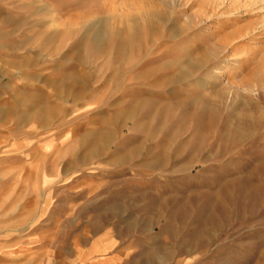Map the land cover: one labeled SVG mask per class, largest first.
I'll list each match as a JSON object with an SVG mask.
<instances>
[{
    "label": "rangeland",
    "instance_id": "obj_1",
    "mask_svg": "<svg viewBox=\"0 0 264 264\" xmlns=\"http://www.w3.org/2000/svg\"><path fill=\"white\" fill-rule=\"evenodd\" d=\"M0 264H264V0H0Z\"/></svg>",
    "mask_w": 264,
    "mask_h": 264
},
{
    "label": "bare ground",
    "instance_id": "obj_2",
    "mask_svg": "<svg viewBox=\"0 0 264 264\" xmlns=\"http://www.w3.org/2000/svg\"><path fill=\"white\" fill-rule=\"evenodd\" d=\"M241 1H242V0H241ZM256 1H257V0H252V3H253V2H256ZM248 2H249V1H248ZM258 2H259V0H258ZM260 2H261V1H260ZM262 2H263V1H262ZM249 4H250V3H249ZM249 4L246 3V2H244V5H245V6H247V5H249ZM254 4H255V3H254ZM251 6H252V5H251ZM251 6H250V7H251ZM255 6H256V5H255Z\"/></svg>",
    "mask_w": 264,
    "mask_h": 264
}]
</instances>
